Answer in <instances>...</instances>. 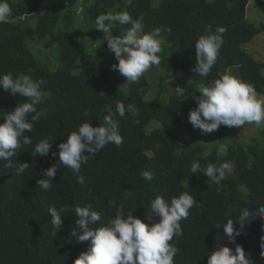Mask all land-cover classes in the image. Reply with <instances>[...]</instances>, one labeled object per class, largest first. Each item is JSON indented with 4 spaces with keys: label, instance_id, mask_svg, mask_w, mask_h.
<instances>
[{
    "label": "trees",
    "instance_id": "16d2710c",
    "mask_svg": "<svg viewBox=\"0 0 264 264\" xmlns=\"http://www.w3.org/2000/svg\"><path fill=\"white\" fill-rule=\"evenodd\" d=\"M76 1L55 0L42 9L44 0H7L12 14L0 23V75H30L34 80H42V90L51 93L44 104L37 106L38 110L47 109V115L34 123L31 133H25L32 144L17 150L11 158L13 167L0 160V264H74L90 247V241L81 243L71 236L73 230L80 231L75 223V206L91 204L101 214V221L91 226L94 228L114 218L121 206L125 215L133 212L142 222L150 223L146 217L152 199L163 196L170 201L184 191L195 197L198 206L190 210L187 220L181 221L183 236L170 242L179 249L175 264H207L217 246L234 251L236 245L244 249L246 258L254 264L261 255L264 217L246 225L247 234L236 237L235 244L229 243L223 229L216 225L238 219L245 207L256 210L264 205V136L248 144L238 143L233 136L226 137L227 154L217 156V146L222 143L206 147L195 141L200 130L193 129L188 116L197 105L185 106V99L191 97L188 94L196 96L199 85L207 86L229 68L237 69L238 79L254 85L257 93L264 96V63L243 48L264 32V25L255 26L247 20L249 3L255 1L262 6L261 1L84 0L87 32L74 25L72 10ZM124 11L133 19L143 16L144 33L161 29L171 47L158 54V66L168 74L192 79L184 96L176 91L165 94L162 82L159 92L149 98L150 83L145 76L137 83L108 84L111 77L118 75L112 69L118 61L108 49L104 34L96 30L95 21L101 14ZM28 20H34L33 24ZM130 26L115 24L113 35L123 36ZM220 27L226 29L223 45L209 76L202 79L192 71L196 63L195 42L201 35L217 34ZM167 28L170 33L164 31ZM87 36L96 43L99 40L96 53L93 46L86 47ZM30 46L47 56L40 59L30 51ZM24 102L27 98L13 97L0 89V124L4 123L2 116L6 112ZM117 102L135 106V113L126 112L125 118L114 117L124 143L120 147L109 144L94 158L89 157L79 173L84 177L83 185L77 183V176L70 169L60 167L52 179L51 190L39 189L37 181L44 178V170L58 162V145L85 121L93 127L100 126L107 107L115 111ZM226 127L221 125L213 132L218 136L214 139L224 137L220 134ZM176 128L184 129V133L174 131ZM210 135L203 136L211 141ZM44 138L52 142L49 154L32 156L35 145ZM53 153L57 154L55 158ZM193 158L203 167L209 163L216 167L224 161L232 163L233 169L221 182L220 191L202 173L192 175L189 169ZM18 163H29L30 167L16 175ZM142 171L151 172L153 179L145 180ZM127 191L132 193L130 198ZM109 200L114 207L109 206ZM50 206H70L63 214L62 229L55 235L48 214ZM158 221V217H153L152 222ZM234 228L239 225L234 224Z\"/></svg>",
    "mask_w": 264,
    "mask_h": 264
},
{
    "label": "clouds",
    "instance_id": "9594fccd",
    "mask_svg": "<svg viewBox=\"0 0 264 264\" xmlns=\"http://www.w3.org/2000/svg\"><path fill=\"white\" fill-rule=\"evenodd\" d=\"M11 14L12 8L7 0H0V23L7 21ZM95 23L96 30L104 34L108 49L118 61L112 69L125 77L128 83H137L153 66L160 64L161 57L158 54L162 52L165 43L161 29L156 28L144 33L142 15L133 19L127 11L106 13L99 15ZM115 24L131 26L125 30L123 36H116L112 32ZM164 31L170 33L171 29ZM225 31L223 27L217 28V34L201 35L195 42L196 63L192 71L202 79L209 76L217 62L219 50L223 45L222 34ZM42 86V80H34L27 74H19L15 78L11 73L0 75V89L13 97L19 95L27 98V102L17 105L14 110L2 116L4 123L0 124V160L8 161V167H13L11 158L17 154L18 149L32 144V139L25 133H31L34 123L47 115V109H37V106L44 104L51 95L50 92L42 90ZM175 91L179 96L185 95L184 88L177 86ZM198 92L199 96L188 94L197 105L190 110L188 121L194 130H200L201 135L217 131L221 125L241 128L245 124H255L257 127L264 124V97H260L254 85L238 79L231 73L220 74L219 79L210 81L207 86L201 84ZM106 111L107 115L103 117L100 126L93 127L89 121H85L67 136L65 142L58 145V162L44 170V178L37 181L39 189L51 190L52 179L60 167L70 169L77 176V183L83 185L84 177L79 173L89 157L94 158L95 154L100 153L109 144L120 147L124 143L119 122L114 117L125 118L126 112L135 113V106L128 104L126 107L123 102H117L115 111L111 106H108ZM85 115H88L87 111ZM51 147L52 142L44 138L35 145L30 154L35 157L47 156ZM227 150V145L219 144L217 156L226 155ZM86 152L88 155H85ZM52 155L55 158L57 154ZM29 167V163H18L15 166L16 175L23 174ZM232 169L230 161L222 162L219 167L211 163L203 167L198 159L193 158L189 171L192 175L202 173L213 181L217 185V191H220L221 182ZM141 175L145 180L153 179L149 171H142ZM131 195V191H127V198ZM108 204L110 207L115 206L111 200ZM194 206H198V202L187 191L171 198L170 201L163 196H156L150 201L146 217L150 223L142 222L133 212L125 215L121 206L116 209L114 218L98 228L91 226L101 221V214L95 211L91 204L75 206V223L80 231L73 230L71 236L77 237V241L81 243L90 241V247L87 252L80 254L74 264H175L179 249L170 242L183 236L181 221L188 219ZM69 207L48 208L53 235L62 229V218L65 217L63 214L69 211ZM153 217H158L159 221L152 222ZM258 217H264V205L256 210L245 207L238 219H229L216 227L222 228L228 242L235 244L236 237L247 234L244 232L245 226ZM234 224H238L239 228H234ZM260 247L261 257H264V236L261 237ZM207 264H250V261L240 245H236L234 251L229 247L217 246L208 256Z\"/></svg>",
    "mask_w": 264,
    "mask_h": 264
},
{
    "label": "rangeland",
    "instance_id": "374dc122",
    "mask_svg": "<svg viewBox=\"0 0 264 264\" xmlns=\"http://www.w3.org/2000/svg\"><path fill=\"white\" fill-rule=\"evenodd\" d=\"M53 1L55 0H44V6L42 9L48 7ZM260 1L262 6L256 5L254 3L255 1H251L247 6V20L248 22L255 24V26L264 25V0H260ZM153 2L158 3L159 0H154ZM86 8H87V4L84 3V0H77L72 10L74 25L76 27H80L82 32H87L86 31L87 24L85 23V16H84ZM33 21L34 20H28V23L33 24ZM84 42L86 43L87 48L93 46L94 53L97 52V43L99 42V40L96 43L95 39H91L90 37L87 36ZM170 47H171L170 44L167 43L165 40V43L162 48V52L160 54L168 52L170 50ZM243 48L255 60L264 63V32L257 35L249 43L244 44ZM29 49L33 54L40 57V59L47 56L46 52H44L43 54H38L37 52L39 51V49L35 46H30ZM83 61H85V59H83ZM86 63H90V61H87ZM227 73H231L232 75L237 77V69L235 68H229ZM144 76L147 78L148 82L150 83L149 98L154 97V95L159 92V90L161 89L162 82H163L162 85L163 88L167 91L165 92V94L167 95L175 93V87L177 86L185 89L188 85L192 83V79L190 77L180 76L176 74H168L160 66H153L148 72L144 74ZM114 81H118L120 84L122 83H125V85L128 84L127 79L122 75H120L119 72L116 77H111L109 79L108 84H112ZM199 94L200 93L198 92L196 96H198ZM260 97H264V96H260ZM195 103L196 102L192 97H187L185 99V106L194 105ZM174 131L178 133H184V129L181 128H176ZM200 134H201L200 132L197 133L198 136L195 139V141L199 143H204L206 147H212L216 143L227 144L226 137H230V136H233L238 143L248 144V142L251 141L252 139H256V140L262 139V137L264 136V124H262L259 127H257L255 124L252 125L245 124L241 128L226 127V130H224L220 134V136H224V137L219 138V141L218 139H214L218 137L216 133H211L210 135L212 139L211 141L205 138V136L203 135L199 136ZM254 264H264V259L261 257V255L255 258Z\"/></svg>",
    "mask_w": 264,
    "mask_h": 264
}]
</instances>
